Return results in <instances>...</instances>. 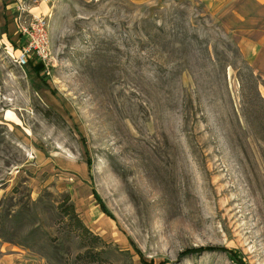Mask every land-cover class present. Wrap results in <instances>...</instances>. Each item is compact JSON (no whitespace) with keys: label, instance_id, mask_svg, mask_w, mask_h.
I'll return each instance as SVG.
<instances>
[{"label":"rangeland","instance_id":"1","mask_svg":"<svg viewBox=\"0 0 264 264\" xmlns=\"http://www.w3.org/2000/svg\"><path fill=\"white\" fill-rule=\"evenodd\" d=\"M27 1L52 56L15 63L0 0V264H264V74L239 43L260 6Z\"/></svg>","mask_w":264,"mask_h":264},{"label":"built area","instance_id":"2","mask_svg":"<svg viewBox=\"0 0 264 264\" xmlns=\"http://www.w3.org/2000/svg\"><path fill=\"white\" fill-rule=\"evenodd\" d=\"M47 2L50 0H36ZM36 6V5H35ZM21 42L13 56L19 66L41 63L48 71L52 56L50 20L48 12H36L31 2L17 0L15 7Z\"/></svg>","mask_w":264,"mask_h":264},{"label":"crops","instance_id":"3","mask_svg":"<svg viewBox=\"0 0 264 264\" xmlns=\"http://www.w3.org/2000/svg\"><path fill=\"white\" fill-rule=\"evenodd\" d=\"M209 6L225 5L228 0H206ZM258 6H260V25L257 27L248 28L247 33L242 35L240 38V47L246 57V59L264 74V0H253ZM6 7L15 9L17 0H5ZM47 4V3H46ZM42 5V4H41ZM41 5L34 7L36 12H45ZM45 6V4H43ZM48 6V5H47ZM14 11V10H13ZM14 21L17 25L15 14H12ZM257 35L255 36L254 33ZM262 94L264 95V86L261 88Z\"/></svg>","mask_w":264,"mask_h":264},{"label":"trees","instance_id":"4","mask_svg":"<svg viewBox=\"0 0 264 264\" xmlns=\"http://www.w3.org/2000/svg\"><path fill=\"white\" fill-rule=\"evenodd\" d=\"M20 38V37H19ZM20 41H22L21 40V38H20ZM34 69H37V70H39V71H42L43 69H44V66H43V64H41V63H36V64H33V66H32ZM246 67L248 68V69H251V66H250V64L247 62V64H246ZM252 70V69H251ZM253 73H254V71H252ZM251 72V73H252ZM246 73V72H245ZM249 73V72H248ZM251 74V75H254V74ZM249 76L248 78H249V80H251L252 79V77L253 76ZM257 79L255 80V82H256V84H257V93L259 92V89H258V87H259V83H260V75H258L257 74ZM254 79V78H253ZM242 85H243V82H242ZM252 85H249V88L251 87ZM260 93V92H259ZM259 97V99L260 100H262V101H264V97L263 96H260V95H258ZM243 102H244V104H243V106L245 107L246 105H248V104H251L252 106H256V105H258V102H256V101H253L252 100V98H250L249 100H247V93H246V98H244V100H243ZM257 111H258V109H257ZM93 192H94V195L96 196V198H98V195H97V193H96V191L93 189ZM70 198V195L69 194H67L66 195V197H65V200H67V199H69ZM61 208H62V212L64 213V215H67L68 217H69V219H70V223L75 227V228H78V232H79V234L81 235V236H83V237H87V238H89L90 240H97V239H101L100 238V236L98 235V234H95V233H93L92 232V230L83 222V220H82V218L80 217V215H79V213H78V211L76 210V207H75V204L73 203V202H68L67 203V201L66 202H64V203H62L61 204ZM103 209L104 210H106L105 209V207H103ZM11 221V219L9 218H7V219H5V218H3V216L1 215V213H0V237H3V236H5V235H7L4 231H6L7 230V228H8V224H9V222ZM8 237H11V236H8ZM9 239V238H8ZM82 257H88V259L89 260H98V259H100L101 257H97V256H95V254L92 252V251H90V250H87L84 254H82Z\"/></svg>","mask_w":264,"mask_h":264}]
</instances>
